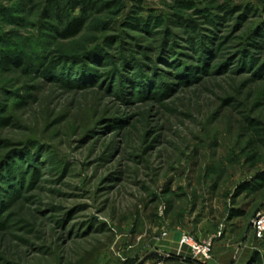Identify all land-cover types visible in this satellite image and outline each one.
Returning a JSON list of instances; mask_svg holds the SVG:
<instances>
[{
    "label": "rangeland",
    "instance_id": "obj_1",
    "mask_svg": "<svg viewBox=\"0 0 264 264\" xmlns=\"http://www.w3.org/2000/svg\"><path fill=\"white\" fill-rule=\"evenodd\" d=\"M111 1L62 38L54 0H0V264L171 261L172 232L254 264L264 0Z\"/></svg>",
    "mask_w": 264,
    "mask_h": 264
},
{
    "label": "trees",
    "instance_id": "obj_2",
    "mask_svg": "<svg viewBox=\"0 0 264 264\" xmlns=\"http://www.w3.org/2000/svg\"><path fill=\"white\" fill-rule=\"evenodd\" d=\"M118 3L111 0H54L53 7L56 8L55 18L58 20L59 24L64 27V30L59 35L62 38L72 37L77 34L89 21L91 15L100 14L111 10L114 6H118ZM78 13L76 14V12ZM177 18V17H176ZM138 22H144L141 17H138ZM177 23L180 25H185L189 27L190 30H194L197 26L194 21L186 20L182 21L181 18H177ZM5 62L3 64L6 66V69L9 67H20L22 66L21 60L23 55L19 52H9L6 53ZM77 58V57H75ZM76 62L75 67L80 66ZM60 65L58 62L51 61L50 66L45 68L43 71L44 76H51L52 70L55 66ZM77 65V66H76ZM83 65V64H82ZM67 70V69H66ZM74 70V69H73ZM63 71H65L63 69ZM69 71V70H67ZM248 187L243 188V190H247ZM240 216V213L237 214ZM254 264H264V256L259 253H254ZM172 259V258H171ZM168 261V260H167ZM188 264H203L196 260L187 261Z\"/></svg>",
    "mask_w": 264,
    "mask_h": 264
},
{
    "label": "built area",
    "instance_id": "obj_3",
    "mask_svg": "<svg viewBox=\"0 0 264 264\" xmlns=\"http://www.w3.org/2000/svg\"><path fill=\"white\" fill-rule=\"evenodd\" d=\"M252 234L259 240L264 239V212L259 213L251 222ZM167 234H165L166 236ZM179 250L188 248L191 251L194 260L210 261L212 259L213 244L212 241L208 243H198L194 238L188 234H183L179 242ZM167 257H161L163 260L153 262L150 264H166Z\"/></svg>",
    "mask_w": 264,
    "mask_h": 264
},
{
    "label": "crops",
    "instance_id": "obj_4",
    "mask_svg": "<svg viewBox=\"0 0 264 264\" xmlns=\"http://www.w3.org/2000/svg\"><path fill=\"white\" fill-rule=\"evenodd\" d=\"M179 232H172L168 234L166 240L162 241L160 245L156 243L155 249L156 253L166 252L168 254H172L174 256L171 261H168L167 264H188L187 261L193 260L192 254L189 249H179L180 235ZM158 250V251H157ZM198 261V260H196ZM199 262V261H198ZM202 262V261H200Z\"/></svg>",
    "mask_w": 264,
    "mask_h": 264
}]
</instances>
